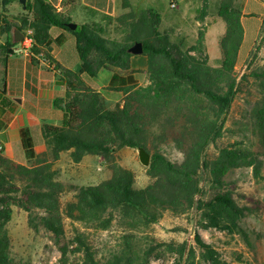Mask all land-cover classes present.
I'll use <instances>...</instances> for the list:
<instances>
[{
	"label": "trees",
	"instance_id": "16d2710c",
	"mask_svg": "<svg viewBox=\"0 0 264 264\" xmlns=\"http://www.w3.org/2000/svg\"><path fill=\"white\" fill-rule=\"evenodd\" d=\"M10 1L3 0V7ZM223 9L227 21V33L222 40L225 86L211 84L207 80L213 81L210 76L201 77V72L188 66L171 46L168 36L160 32V15L151 8L145 10L139 26H133L128 39L113 41L102 35L105 30L102 25L95 28L93 23H78L75 29H71L67 23L72 18L64 16L49 0H27L21 15H1L0 34H9L6 43L0 45V50L5 53L12 52V47L19 43L13 41V27L22 31L31 28L34 38L31 51L39 52L42 46L50 42V25H57L74 34L80 72L90 78L98 76L103 67L121 66L126 69L129 59L136 56L128 48L136 41H141L143 45V52L138 57L146 56L148 61V91L151 94L146 102L134 96L133 99L128 98L123 106L117 104L113 109L108 108L100 93L90 85H85L82 96L70 97L68 91L67 98L56 100V104L64 111L61 124H46L43 127L44 142L51 143L55 156L74 147L77 160L84 153L108 158L123 146H144L151 153L149 171L154 178L145 187H135L133 172L115 165L109 179L77 188L75 201L68 202L64 209L60 199L65 186L59 180V169L51 164H42L28 127L20 129L21 145L28 162L33 164L27 165L6 157L0 147V206L4 204L8 209V205L15 204L30 214L35 213L31 221L53 234L61 254V264H150L151 256L161 245L153 242L154 238L142 243L138 234H133L131 229H124L129 226L126 221L121 224L124 227L119 231L123 238L122 244L119 242L117 249L111 248L99 254L97 245L80 226H74V236L69 235L64 213L74 215L72 218L75 220L85 221L83 227L94 229H105L116 218V213L131 216L136 220L133 224L138 227L157 222L166 210L182 211L193 207L201 211L199 223L202 226L230 229L237 227L245 215V207L239 205L229 191L213 190L211 195L204 197L206 175L209 174L216 183L223 184V177L236 157V153L231 154L226 148L221 150L220 157L215 160L209 155L210 145L221 135L225 126L241 78V74L234 72V56L238 55L244 36L242 9L232 1ZM231 17L235 30L231 27ZM263 25L264 19L254 44L259 42ZM52 40L61 44L65 41V35L60 34ZM138 82L134 71H114L108 87L131 88L136 87ZM68 84L78 87L73 82ZM179 88L188 93L194 106L182 104L181 99L185 97L177 95ZM4 94L5 89L0 86V114L10 107V100ZM200 101L207 103L201 104ZM149 135L155 138L149 140ZM170 137L183 152L181 161L169 156L153 140H160L161 143ZM253 160L255 162L256 158ZM261 164L262 160L255 162L256 173ZM6 208L0 207V217ZM104 213H108L109 217L102 222L100 216ZM89 220L94 223H89ZM195 240L202 248L211 251V246L198 231L195 232ZM8 243L6 236H0V264H11L7 255ZM74 243L85 256L81 261L70 263L69 253ZM134 245L142 252L134 251ZM185 246L186 242L181 244L182 257ZM180 263L178 261L176 264Z\"/></svg>",
	"mask_w": 264,
	"mask_h": 264
},
{
	"label": "rangeland",
	"instance_id": "374dc122",
	"mask_svg": "<svg viewBox=\"0 0 264 264\" xmlns=\"http://www.w3.org/2000/svg\"><path fill=\"white\" fill-rule=\"evenodd\" d=\"M229 1L237 3L241 9L245 3V0H176V6L171 7L169 0H118L116 13L100 15L98 21L92 23L95 28L104 26L102 35L109 40L128 39L133 26H139L145 10L154 9L160 15L159 30L168 36L176 53L188 66L201 72V77L210 76L213 81L207 80L211 84L225 86L222 40L227 33V21L223 6H227ZM261 11L259 5L252 0L244 7V12L249 13L245 19L248 32L241 42L238 55L234 56V72L241 74L240 84L221 135L209 147L212 160L220 157L221 150L226 148L231 154L236 153L235 161L224 175L223 184L216 183L209 174L204 183V197L211 195L213 190L229 191L237 203L245 207V215L238 226L234 229L204 227L199 223L201 211L193 207L182 211L166 210L157 222L138 227L133 224L136 220L131 216L116 213V218L105 229L83 227L85 221L75 220L72 218L74 215L64 213L69 235L74 236V226H80L97 245L99 254H103L108 249H117L119 242L122 244L123 238L119 231L124 227L121 224L127 221L129 226L124 229H131L133 234H138L142 243L154 238L153 242L161 244L151 256L150 264H176L178 261L180 264H264V25L258 44H254V41L258 36L260 22H257L256 30L250 28ZM227 15L230 16V13ZM231 27L236 29L232 17ZM134 55L136 56L129 59L126 69L108 66L103 67L98 76L88 77L86 82L76 79L73 83L78 87L68 86L69 96H82L85 93L84 86L90 85L100 93L108 108L113 109L117 104L123 106L128 98L133 99L134 96L146 102L151 94L148 91L150 79L147 57ZM114 71H134L139 79L138 85L131 88H109L108 81ZM177 95L185 97L181 99L182 104L194 106L188 93L182 88L178 89ZM65 97H68V93ZM152 137L155 138L149 135V140ZM172 139L170 137L161 143L160 140H153L169 156L181 161L183 152ZM38 149V158L42 159L43 165L51 164L59 169V180L65 186L60 199L64 209L68 202L75 201L77 188L109 179L115 165L133 172L134 186L137 188L145 187L154 180L149 165L140 161L137 147L123 146L108 158L95 153H84L78 160L74 147L61 151L57 156L53 154L48 141ZM17 152L19 156L20 151ZM253 158L256 161L262 160L258 173L255 172L256 161ZM0 207L6 208V205L1 204ZM7 207L0 217V236L8 239L7 255L11 264H61V254L53 234L31 221V216L36 214H30L28 210L15 204ZM107 217L108 213H104L100 216V221L104 222ZM89 223L94 221L89 220ZM196 231L211 246V251L197 243ZM188 239L189 244L187 249L185 246L182 257L181 244L186 242L187 245ZM133 249L137 253L142 252L135 245ZM84 256L85 253L78 245H71L70 263L81 261Z\"/></svg>",
	"mask_w": 264,
	"mask_h": 264
},
{
	"label": "crops",
	"instance_id": "0c3cea01",
	"mask_svg": "<svg viewBox=\"0 0 264 264\" xmlns=\"http://www.w3.org/2000/svg\"><path fill=\"white\" fill-rule=\"evenodd\" d=\"M49 1L64 16L71 17L77 25L98 21L100 15H111L118 9V0ZM248 1L250 0H245L242 7L243 39L248 32L245 19L249 13L244 12ZM252 1L256 2L262 11L258 13L256 22L250 25V28L256 30L259 21L260 32L264 19V0ZM23 11L18 0H11L5 7L3 0H0V21L3 13L16 17ZM49 34V44L42 46L39 52L5 53L0 50V86L4 87V95L10 100V107H6L5 113L0 114V147L6 157L20 163H28L21 145L20 129H30L36 142L35 148L39 151V146L45 144L44 125H60L62 122L64 111L56 104V100L66 96L69 82L76 79L86 82L88 79L86 74L80 72V58L74 34L57 25H50ZM60 34L65 35V41L57 44L52 39ZM8 38L7 32L1 33L0 45L6 43ZM17 151H20L19 156Z\"/></svg>",
	"mask_w": 264,
	"mask_h": 264
},
{
	"label": "water",
	"instance_id": "95a60500",
	"mask_svg": "<svg viewBox=\"0 0 264 264\" xmlns=\"http://www.w3.org/2000/svg\"><path fill=\"white\" fill-rule=\"evenodd\" d=\"M18 1L22 5V8L25 9L27 0H18ZM67 25L71 29H75L77 27V23L74 21H69L67 23ZM12 37H13L14 42H20L24 38V33L21 30H19L17 27H14ZM128 51L133 53V54L142 53L143 52L142 42L136 41L135 43H133L132 45L129 46ZM137 152H138V156H139L140 161L144 165L148 166L150 164V161H151V153L142 145L137 146ZM188 244H189V239L187 241L186 249L188 247Z\"/></svg>",
	"mask_w": 264,
	"mask_h": 264
},
{
	"label": "built area",
	"instance_id": "2783aa9c",
	"mask_svg": "<svg viewBox=\"0 0 264 264\" xmlns=\"http://www.w3.org/2000/svg\"><path fill=\"white\" fill-rule=\"evenodd\" d=\"M169 5L171 7L176 6V0H169ZM34 43L33 38V30L31 28H27L24 33V38L16 45L12 47L13 53H30L31 46Z\"/></svg>",
	"mask_w": 264,
	"mask_h": 264
}]
</instances>
